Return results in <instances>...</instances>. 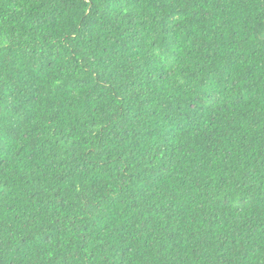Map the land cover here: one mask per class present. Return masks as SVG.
<instances>
[{"label": "trees", "instance_id": "trees-1", "mask_svg": "<svg viewBox=\"0 0 264 264\" xmlns=\"http://www.w3.org/2000/svg\"><path fill=\"white\" fill-rule=\"evenodd\" d=\"M0 264H264V0H0Z\"/></svg>", "mask_w": 264, "mask_h": 264}]
</instances>
